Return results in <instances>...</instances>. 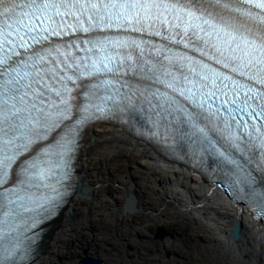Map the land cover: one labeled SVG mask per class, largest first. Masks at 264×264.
<instances>
[{
    "label": "snow or ice",
    "instance_id": "1",
    "mask_svg": "<svg viewBox=\"0 0 264 264\" xmlns=\"http://www.w3.org/2000/svg\"><path fill=\"white\" fill-rule=\"evenodd\" d=\"M146 36L201 58L169 55ZM84 79L94 82L77 93L73 118ZM113 116L143 121L264 220V180L245 168H264V0H0V238L53 214L80 125Z\"/></svg>",
    "mask_w": 264,
    "mask_h": 264
},
{
    "label": "bare ground",
    "instance_id": "2",
    "mask_svg": "<svg viewBox=\"0 0 264 264\" xmlns=\"http://www.w3.org/2000/svg\"><path fill=\"white\" fill-rule=\"evenodd\" d=\"M81 142L89 190L52 223L39 264H80L85 249L101 264H264V225L213 182L115 121L88 125ZM129 192L132 213L124 211ZM236 221L239 242L230 237Z\"/></svg>",
    "mask_w": 264,
    "mask_h": 264
},
{
    "label": "water",
    "instance_id": "3",
    "mask_svg": "<svg viewBox=\"0 0 264 264\" xmlns=\"http://www.w3.org/2000/svg\"><path fill=\"white\" fill-rule=\"evenodd\" d=\"M87 194H84L83 196H86ZM78 196V195H77ZM76 196V197H77ZM129 200H127L126 204H125V212H134L136 210V200L134 195H132ZM133 201V202H132ZM132 203V204H129ZM130 210V211H127ZM166 235V233L162 230V229H158V231L156 232V237L157 238H164V236ZM230 237L235 241V242H239L241 239V222L240 221H236L232 227H231V231H230ZM102 261L100 258L98 257H93L89 255V250L85 249L83 250V257L80 260V264H101Z\"/></svg>",
    "mask_w": 264,
    "mask_h": 264
},
{
    "label": "rangeland",
    "instance_id": "4",
    "mask_svg": "<svg viewBox=\"0 0 264 264\" xmlns=\"http://www.w3.org/2000/svg\"><path fill=\"white\" fill-rule=\"evenodd\" d=\"M165 230L168 232L167 229H165ZM167 237H168V236H167ZM167 237H166V238H167ZM166 238H165V239H166ZM83 249H84V248H83ZM128 249H131V246H129ZM129 251H131V250H129ZM190 253H191V252H190ZM82 255H83V254H82ZM167 255H168V256H166L165 258H166V260H169V259L171 258V256H169V254H167ZM189 259H190L191 261L194 260V259H193V256H191V257L189 256ZM176 260L179 261L178 259H176ZM59 261H60V260H59ZM208 262H209V259H206V260H204V259L201 260V259H200L199 264H202V263H203V264H208ZM179 264H180V263H179Z\"/></svg>",
    "mask_w": 264,
    "mask_h": 264
}]
</instances>
